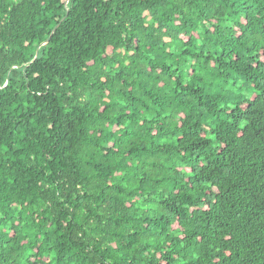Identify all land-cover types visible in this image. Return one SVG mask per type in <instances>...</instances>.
Listing matches in <instances>:
<instances>
[{"label":"trees","instance_id":"obj_1","mask_svg":"<svg viewBox=\"0 0 264 264\" xmlns=\"http://www.w3.org/2000/svg\"><path fill=\"white\" fill-rule=\"evenodd\" d=\"M0 264H264V0H0Z\"/></svg>","mask_w":264,"mask_h":264},{"label":"water","instance_id":"obj_2","mask_svg":"<svg viewBox=\"0 0 264 264\" xmlns=\"http://www.w3.org/2000/svg\"><path fill=\"white\" fill-rule=\"evenodd\" d=\"M64 19H65V17L63 18V20H64ZM59 25H60V24H58V25L55 27L54 30H56V28H57ZM48 42H49V40H47L44 44H47ZM38 52H39V49L37 50V54H36L35 58L37 57Z\"/></svg>","mask_w":264,"mask_h":264}]
</instances>
